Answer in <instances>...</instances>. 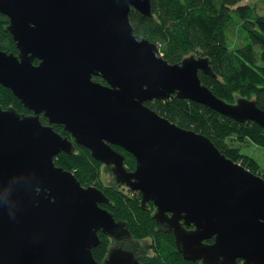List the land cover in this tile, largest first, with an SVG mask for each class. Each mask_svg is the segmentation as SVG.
I'll list each match as a JSON object with an SVG mask.
<instances>
[{"label":"water","instance_id":"obj_1","mask_svg":"<svg viewBox=\"0 0 264 264\" xmlns=\"http://www.w3.org/2000/svg\"><path fill=\"white\" fill-rule=\"evenodd\" d=\"M131 8L152 15L151 0H0L19 50L0 49V84L32 112L0 106V264H141L118 246L93 257L98 231L115 241L130 233L99 205L109 202L102 190L55 164L74 143L137 190L142 206L153 203L156 225L172 231L186 260L264 264V178L145 103L175 94L263 128L264 110L203 84L199 71L214 76L207 56L169 63L135 36ZM113 145L134 157L133 170Z\"/></svg>","mask_w":264,"mask_h":264},{"label":"trees","instance_id":"obj_2","mask_svg":"<svg viewBox=\"0 0 264 264\" xmlns=\"http://www.w3.org/2000/svg\"><path fill=\"white\" fill-rule=\"evenodd\" d=\"M242 1L151 0V16H144L131 8L129 19L135 36L156 43L161 55L169 63H180L189 54L207 56L214 76L201 71L198 75L217 97L233 102L235 95L247 98L253 96L256 105L264 110V16L256 13L249 4H242ZM235 16L239 19L241 30L250 40L231 47L227 31ZM4 19H7L6 16H0V23ZM4 37V26L0 25V49L7 52L9 47L4 43ZM145 104L176 125L207 136L226 157L241 161L246 168L258 174L255 162L240 154V148L244 143L264 148V128L259 124L253 121L237 122L175 94ZM0 106L13 107L17 111L27 110L11 90L1 84ZM41 119L46 120L44 117ZM60 132L64 134L63 130ZM74 147L71 154L60 152L55 164L70 170L81 185L93 184L102 190L109 202L101 205L108 208L114 219L125 220L134 238L147 235L153 239L159 236L166 238L165 243L154 248L156 255L147 258L143 264H200L198 261L186 260L177 249L172 231L156 225L151 201L142 206L138 191L129 196L112 187L104 188L99 180L101 162L95 160L87 148L75 143ZM112 148L123 155L126 169L133 170L134 157L119 146L113 145ZM100 237V243L92 249L93 257L98 261L107 246L105 235ZM206 241L211 242L212 239Z\"/></svg>","mask_w":264,"mask_h":264},{"label":"rangeland","instance_id":"obj_3","mask_svg":"<svg viewBox=\"0 0 264 264\" xmlns=\"http://www.w3.org/2000/svg\"><path fill=\"white\" fill-rule=\"evenodd\" d=\"M241 3L242 4H249L250 6H252L254 8V11L256 13L264 16V0H243ZM4 32H6V31L4 30ZM227 36L229 37L230 45H232L231 47H234V45L245 44V43L249 42V40H250L249 37L241 30L240 25H239V19L236 16L233 18L232 24L228 28ZM7 42H8V47H9L7 52H12L11 50L14 49L13 42L11 43L8 39H7ZM158 48H159V46H158ZM159 52H160V48H159ZM160 54H161V52H160ZM238 97H239L238 95H235L234 101L231 103H234ZM249 99H254V98L252 96ZM5 108H7V107H5ZM240 154H242L243 156H246L248 158H251L255 162V165H256L255 169L257 170L256 172L259 175L262 176V174H264V148H262L256 144H253V143H244L242 148H240ZM56 159H57V156H55V160ZM68 171H70V170H68ZM99 180H100V183L102 184V186L104 188L105 187H112V188H115L119 191H122L124 194L129 195V196H132V193H134V191H130L128 186H126L125 184H120V185L116 184L114 181V175H113L112 171L110 169H108V166H106L103 163H101V165L99 167ZM82 185L84 187L94 186L93 184H87V183L82 184ZM102 203H105V202H102ZM102 203H100L99 205L103 208H107V207L102 206L101 205ZM154 210H155V208H154ZM152 214H153V212H152ZM115 220L125 221L123 219H115ZM124 223H126V222H124ZM124 227L127 228V230H128L127 225ZM129 233H130V231H129ZM99 235L100 236L105 235V238L107 239V246L105 248V251H104L102 258H100V260H104L109 249L111 247L116 246V245L114 243L115 240H113L112 237H110L106 234H102V233H99ZM130 237L132 240H134V243L136 245L135 246L136 249L135 248L132 249L134 245L131 246V244H129L128 247L124 245L125 248H122V249L131 251L132 253L134 252L133 254L140 261L141 264H143V261H145L147 258L155 256L156 251L154 248H156L161 243L162 244L165 243V239H166L164 236H159V237H157V239H153L151 236H148V235L141 237V238H134L131 233H130ZM100 239H101V237H100ZM174 241H175V239H174ZM197 261L200 263L199 260H197ZM239 262L242 263L241 260H238V263Z\"/></svg>","mask_w":264,"mask_h":264},{"label":"flooded vegetation","instance_id":"obj_4","mask_svg":"<svg viewBox=\"0 0 264 264\" xmlns=\"http://www.w3.org/2000/svg\"><path fill=\"white\" fill-rule=\"evenodd\" d=\"M6 16V15H4V14H2V13H0V16ZM6 18L7 19H4V21H2L1 23H0V25H2V26H4V30L6 31L5 32V37H4V43H7L8 44V42H7V39L12 43L13 42V47H14V49H12L11 51H12V53H14L15 55H17L18 53H19V50H18V48L16 47V43L14 42V40H13V38H12V35L9 33V31L7 30V24L9 23V19H8V17L6 16ZM34 62H38V60L37 59H35L34 60ZM96 77H98V76H96ZM96 77L94 78V80H96V81H99V82H103V80L101 81L100 79H96ZM24 107V106H23ZM25 108V107H24ZM25 109H27V108H25ZM18 112L19 113H21V114H25V115H28V114H31L32 112L30 111V110H18ZM41 117H44L42 114L40 115V120H41V123L42 124H48V122H47V118L46 117H44L46 120H42L41 119ZM52 127H53V129L55 130V131H57L58 133H60L62 136H64V137H66V138H68L69 140H71L72 142L74 141V139H73V137L71 136V134L69 133V132H67V131H65L64 129H63V125L62 124H53L52 125ZM60 130H63V132H64V134H62L61 132H60ZM69 136V137H68ZM74 143V142H73ZM75 148V147H74ZM75 150V149H74ZM108 169H110V166H108ZM130 191H137V190H131L130 189ZM155 208V207H154ZM99 233H101V232H99L98 231V235H99ZM103 234V233H102ZM99 237H100V235H99ZM114 243H115V245L116 246H118V247H120V248H125L124 247V245L125 246H129V244H131V246L132 245H134L133 246V248L132 249H134L135 248V243H134V240H132L131 239V237H130V235L128 236V235H126L125 233H121V235H120V238L117 240V241H114ZM136 249V248H135ZM133 251V250H132ZM134 253V252H133ZM102 258V257H101ZM97 260V259H96ZM98 261V260H97ZM100 261H102V260H99V262Z\"/></svg>","mask_w":264,"mask_h":264},{"label":"bare ground","instance_id":"obj_5","mask_svg":"<svg viewBox=\"0 0 264 264\" xmlns=\"http://www.w3.org/2000/svg\"><path fill=\"white\" fill-rule=\"evenodd\" d=\"M19 100V99H18ZM22 104V103H21ZM218 149V148H217ZM219 150V149H218ZM220 151V150H219ZM221 153V152H220ZM223 154V153H222ZM225 155V154H224ZM238 163L242 164L241 161H237ZM243 165V164H242ZM136 246V245H135Z\"/></svg>","mask_w":264,"mask_h":264}]
</instances>
